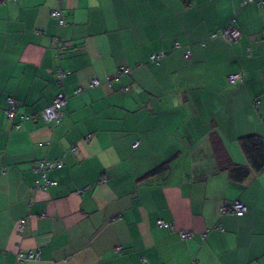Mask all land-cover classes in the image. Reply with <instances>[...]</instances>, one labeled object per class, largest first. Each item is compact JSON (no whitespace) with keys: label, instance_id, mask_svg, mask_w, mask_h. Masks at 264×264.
Here are the masks:
<instances>
[{"label":"crops","instance_id":"obj_1","mask_svg":"<svg viewBox=\"0 0 264 264\" xmlns=\"http://www.w3.org/2000/svg\"><path fill=\"white\" fill-rule=\"evenodd\" d=\"M244 1L0 0V264H264V167L242 147H264V7ZM229 22L237 40L209 39ZM214 137L247 177L221 170ZM42 161L62 166L36 189ZM237 200L246 215L220 212Z\"/></svg>","mask_w":264,"mask_h":264},{"label":"built area","instance_id":"obj_2","mask_svg":"<svg viewBox=\"0 0 264 264\" xmlns=\"http://www.w3.org/2000/svg\"><path fill=\"white\" fill-rule=\"evenodd\" d=\"M6 1H12V2H17L19 0H6ZM255 0H245L244 4L246 3H252ZM259 5H262L264 7V0H260L258 1ZM52 15L57 17L59 19V22L61 25H63L65 23V13L64 11L57 9V10H53L52 11ZM240 36V32L238 31V29L236 27H234L232 22H229L225 28H223L220 32L218 33H214L211 34L209 39L211 40H216L218 38H223L226 41H235L239 38ZM55 42L58 43V39H55ZM205 44V42H204ZM164 56V54H153L151 56V58L153 60H156L158 62V60ZM187 56H190V51H188ZM130 73V69L127 67H122L118 70L117 76L116 78L118 79L121 75H126ZM66 76V72L62 71V70H58L57 71V79L59 81V83L62 85L63 84V80ZM228 80L230 83L235 84L238 82L242 81V74L241 73H237V74H231L228 76ZM101 84V81L99 79H92L89 83H88V88H94L97 87ZM86 90V87L84 86H79L76 90H75V94H81ZM67 100L68 97L66 96V94L64 92H59L52 104H50L49 106L43 108L40 112H38L37 114L45 121V122H51V121H60L64 115H65V106L67 104ZM6 103L8 104V106L4 109L5 114L7 116V118L9 120H14L18 114V106L16 104V99L13 96H7L6 97ZM23 117L26 119H31L32 116L31 114H23ZM21 127L20 123H15V128L19 129ZM139 144V142H135L134 143V147H137ZM62 166V163L60 161H42L40 163V165H38V171L41 172L42 177L44 178L43 182L41 180H37L36 181V189H44V187L50 186V185H55L56 182L50 180L47 177V170L58 167L60 168ZM81 192V191H78ZM220 211L222 212V214H226V213H233L239 216H242L244 214H246L248 212V207L246 206V204H244L243 202H241L240 200H237L235 202H233L230 206L228 207H222L220 209ZM26 223L27 220L26 219H22L20 220V228L21 230L25 229L26 227ZM158 224L162 227H166V228H174L173 224H170L169 222H166L162 219L158 220ZM217 229H222L221 226H217ZM192 236V232H188V231H181L180 232V237L184 240L188 239L189 237ZM40 255V253L36 250H30L27 252H19L18 254V259L19 260H31V259H36L38 258Z\"/></svg>","mask_w":264,"mask_h":264},{"label":"trees","instance_id":"obj_3","mask_svg":"<svg viewBox=\"0 0 264 264\" xmlns=\"http://www.w3.org/2000/svg\"><path fill=\"white\" fill-rule=\"evenodd\" d=\"M212 143L221 170L229 171L234 177L237 178H245L250 174V172H252L250 171V168L245 169L244 167L236 166V164L232 161L231 157L229 156L226 147L222 144V142H220L218 138L214 137L212 139ZM242 147L249 159L251 168L254 171H260L264 167L263 141L256 136L250 135L242 138ZM223 207H228V206H223ZM193 260H195V258Z\"/></svg>","mask_w":264,"mask_h":264}]
</instances>
